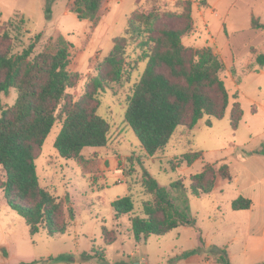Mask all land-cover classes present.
I'll use <instances>...</instances> for the list:
<instances>
[{
    "label": "rangeland",
    "instance_id": "1",
    "mask_svg": "<svg viewBox=\"0 0 264 264\" xmlns=\"http://www.w3.org/2000/svg\"><path fill=\"white\" fill-rule=\"evenodd\" d=\"M72 1L0 0V42L1 35L8 30L14 54L28 48L39 34L41 38L34 55L51 51L58 36H63L73 45L69 70L78 72L80 78L76 87L67 91L65 101L76 102L84 95L87 83L97 75L96 67L113 48L114 39L121 35L129 16L140 4L148 9L154 8L170 27L182 28L185 23L180 17L185 0H107L97 25L80 21L71 13ZM253 17L264 23V0H207L205 7L194 2L193 31L182 38L184 46L197 51L211 47L224 63L222 78L231 95L239 92L244 112L237 132L231 129L228 118L221 121L212 119L213 126L208 127L205 124L208 117H205L193 130L179 127L165 154L147 155L125 119L127 97L146 66V61L140 59V41L131 43L127 49L121 82L108 84L100 96L98 113L111 126L109 142L103 149L85 148L82 153L87 161L94 160L88 167L96 169V176L75 161L61 158L54 147L62 129L60 109L65 103L62 101L57 112L58 120L45 141L36 165L41 186L63 202L69 197L76 219L68 221L65 208L62 218L69 222L65 234L49 236L47 231L41 230L32 237L24 219L8 206L0 190V264L35 261L42 264H171V261L180 264V260L192 255H199L203 262L207 255L215 259L212 253L215 246L206 248L205 236L208 240L229 243L231 263L240 262L244 244L249 242L251 248L253 241L248 227L251 213L232 211L227 203L228 194L220 197L223 198L225 216L216 207L220 198L209 195L192 197L190 208L195 225L178 228L165 236H150L141 243L135 240L131 231L132 215L116 220L112 204L118 198L133 195L135 211L139 213L142 202L149 198L143 193L142 186L146 174L162 187H168L179 178L188 187L190 176L201 172L207 160L214 156L204 155L191 166L183 164L175 167L177 159L188 153L231 147L234 143L241 146L238 152L241 157H250L253 151L258 154L261 162L256 166V177L264 184V74L260 73L262 68L257 63L255 72H249L244 67L252 55L250 46L264 52V30H251ZM9 20L13 21V26H6ZM1 98L4 108L11 107L17 99V91L11 89L8 95L1 93ZM233 102L232 99L231 104ZM222 156L233 159L232 153ZM104 158L109 159L110 165L115 158L119 159L117 171L105 173L103 168L109 167V163L108 166L102 164L103 170L95 165ZM231 162L233 168L239 169L236 160ZM222 164L228 165L226 161L217 165ZM3 180L5 174L0 168V182ZM242 180L240 186L249 182L245 176ZM232 185L238 190L235 184ZM235 225L240 226L237 235L231 233ZM103 226L118 233L117 241L111 246H106L103 241ZM197 249L201 251L183 255ZM247 257V264L264 262L250 256V253Z\"/></svg>",
    "mask_w": 264,
    "mask_h": 264
},
{
    "label": "trees",
    "instance_id": "2",
    "mask_svg": "<svg viewBox=\"0 0 264 264\" xmlns=\"http://www.w3.org/2000/svg\"><path fill=\"white\" fill-rule=\"evenodd\" d=\"M106 1L73 0L70 12L80 21L97 25ZM194 2L206 6V0L183 1L182 28L168 26L162 20L163 15L140 4L129 16L123 33L114 39L111 51L96 67L97 75L87 83L84 95L76 102L65 101L67 91L76 87L80 78L78 72L69 70L73 48L70 42L58 36L51 51L34 55L41 38L39 34L28 48L14 54L9 31L1 35L0 168L5 180L0 182V190L8 206L24 219L32 237L41 230L49 236L65 234L69 223L62 218L65 208L68 221L76 219L69 197L65 202L57 199L41 186L37 173L36 161L58 120L61 102L65 101L60 109L63 121L54 143L56 151L66 160L93 164L94 160L87 161L82 153L85 148L103 149L108 145L111 126L98 113L100 96L108 84L121 82L131 43L140 41V59L146 61V66L127 97L125 119L147 155L165 154L179 127L193 130L205 117H208L205 123L208 127H212V119L228 118L231 129L234 132L239 129L244 112L239 92L231 95L222 78L224 63L211 47L197 51L182 43V38L193 31ZM6 26H13V21L9 20ZM251 29L264 30V23L253 17ZM256 62L264 67V53L257 55ZM11 89L17 91V99L14 105L4 108L1 93L8 95ZM202 157V152L185 154L176 160L175 167L191 166ZM219 178L232 180L227 164H206L201 172L190 176L188 187L182 178L162 187L146 174L142 186L149 198L142 202L140 212L135 211L134 196L127 195L113 202L115 219L132 215L131 231L138 243L150 236H165L177 228L193 226L191 198L210 194ZM251 206V200L244 197L232 202L234 211L249 210ZM102 238L106 246H111L117 241L118 233L103 226ZM212 253L218 263L232 264L226 248L215 246Z\"/></svg>",
    "mask_w": 264,
    "mask_h": 264
},
{
    "label": "crops",
    "instance_id": "3",
    "mask_svg": "<svg viewBox=\"0 0 264 264\" xmlns=\"http://www.w3.org/2000/svg\"><path fill=\"white\" fill-rule=\"evenodd\" d=\"M206 6H207V0H206ZM103 8L100 11V14L102 13ZM252 30V29H251ZM124 31V30H123ZM122 31V33H123ZM121 33V34H122ZM254 49L255 53L251 52V57L249 58L248 62L244 64L245 69H247L249 72H255V63L256 62V57L259 54H262V50H258L253 46H250V51ZM111 51V50H110ZM216 54V53H215ZM262 69L260 70V73L264 74V67H261ZM221 121V120H219ZM229 121V120H228ZM243 122V120H242ZM241 122V123H242ZM213 123V121H212ZM213 126V125H212ZM239 130V129H238ZM237 130V131H238ZM235 131V132H237ZM241 146H237L236 143H234L233 146H224V147H217V148H211L207 151H203V157L204 155L206 156H214V157H219V158H209L207 160V164H214L217 165L221 161H226L228 163V166L230 167L231 175H232V180L227 181L224 179L219 178L215 188L213 191L208 194L209 196H213L214 198L218 197L220 198L223 196L225 197L226 194H228L227 197V203H229L230 208L232 211V202L239 198V197H244L252 202V206L249 210H243V211H234V212H250V222L248 227L252 231V236L251 238L253 241L250 243L249 248V242L244 244L245 248L242 250V259L240 262H232L233 264H247L245 262L247 260V254L250 253V256L254 258H258L262 261H264V184L262 181L256 177V166L261 162L259 159L258 154H256L254 151L252 152V156L248 157H241L242 155H239V149ZM224 153H232L233 159L236 160L239 166V169L233 168V163L231 162V158L229 159L228 157L222 156ZM42 155V154H41ZM239 156L241 158H239ZM255 158V159H254ZM39 159V158H38ZM253 159V160H252ZM37 162V161H36ZM109 163V167H105V173L107 171H117V165L119 164V159L117 160L116 158L114 159L113 163L110 165V161L108 158H104L103 160H98L95 165L100 166L99 169H102V164L103 166H108L107 164ZM78 164V163H77ZM81 167H83L87 172H94L93 175L96 176V169L92 170V166L88 167V165H83L79 164ZM102 169V170H103ZM38 173V172H37ZM104 173V172H103ZM104 173V174H105ZM39 176V175H38ZM242 176L248 177L249 182L247 184H244L243 186H240V184L243 182ZM40 181V178H39ZM41 184V183H40ZM232 184H235L236 188L238 190L233 189ZM223 198L219 199L218 204L216 205L217 209L219 210V213L222 216H225L226 213L223 212L222 208V200ZM182 228V227H180ZM178 229V228H177ZM240 231V226L235 225L231 229V233H235L236 235ZM232 235V234H229ZM229 237V236H228ZM233 239L235 240V236H233ZM256 239V241H254ZM206 248H210L211 246H217L220 248H226L228 251V255H231L232 258V250L229 247V243L223 244L221 242L215 241V240H208V238L205 236V240L203 239ZM146 242V241H145ZM233 243V242H232ZM255 245V247L253 246ZM229 255V259H230ZM143 261H147L145 259H142ZM232 260V259H231ZM182 263L180 264H220L218 263L214 258L210 257L207 255L204 259V261H201V257L199 255H192L191 257L180 260ZM140 264V263H137Z\"/></svg>",
    "mask_w": 264,
    "mask_h": 264
}]
</instances>
